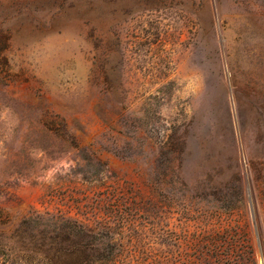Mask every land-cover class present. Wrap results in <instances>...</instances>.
Wrapping results in <instances>:
<instances>
[{
	"label": "rangeland",
	"instance_id": "1",
	"mask_svg": "<svg viewBox=\"0 0 264 264\" xmlns=\"http://www.w3.org/2000/svg\"><path fill=\"white\" fill-rule=\"evenodd\" d=\"M0 264H264V0H0Z\"/></svg>",
	"mask_w": 264,
	"mask_h": 264
}]
</instances>
